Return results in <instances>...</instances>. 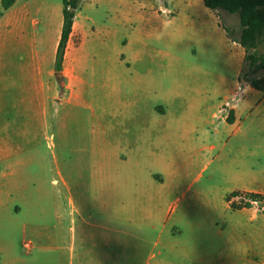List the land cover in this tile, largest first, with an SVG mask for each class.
I'll return each instance as SVG.
<instances>
[{"label": "crops", "instance_id": "crops-1", "mask_svg": "<svg viewBox=\"0 0 264 264\" xmlns=\"http://www.w3.org/2000/svg\"><path fill=\"white\" fill-rule=\"evenodd\" d=\"M181 3L186 8L197 4ZM47 5L48 0H17L5 11L0 0V165H6L0 174V205L12 197L4 191L12 180L28 183L22 178L26 152L36 151L51 129L63 136L57 121L61 107H77L97 119L93 130L97 143L90 146L84 132L77 144L66 137L61 146L71 154L63 180L72 208L42 209L41 199L36 198L27 204L40 220L22 225V232L35 239L34 252L3 264H40L39 254L45 258L42 264H264V226L255 234L248 223L236 222L234 215L222 218L220 224L217 210L198 207L203 196L193 191L221 159L235 133L244 134L239 120L244 123L250 118L264 92L248 86L232 113L233 124L219 119L239 80L229 89V78H219L203 66L168 65L145 37L131 52L135 74L126 86L116 79L91 84L84 48L90 34L78 13L58 73L64 17L61 21L58 16L46 17ZM200 9L211 36H225L232 59L235 55L242 59L240 77L245 50L226 32L221 12L210 15L212 10L206 6ZM97 87L96 104L90 91ZM8 168L17 175L7 173ZM73 190L80 207L74 204ZM15 210L21 214L26 209ZM46 216L53 223L44 222Z\"/></svg>", "mask_w": 264, "mask_h": 264}, {"label": "rangeland", "instance_id": "rangeland-1", "mask_svg": "<svg viewBox=\"0 0 264 264\" xmlns=\"http://www.w3.org/2000/svg\"><path fill=\"white\" fill-rule=\"evenodd\" d=\"M182 1L185 0H83L78 14L80 23L87 27L90 34L84 46L89 54L85 63L89 83L98 86L105 80L116 79L126 86L135 74L131 68V52L137 50L145 37L148 38L145 41L150 47L161 52L159 55L164 63L171 66L181 64L188 68L192 65L203 66L218 74L219 78H229L232 81L229 89L235 88L242 59L237 55L232 59L231 47L225 42V36L217 39L211 36V31L203 23L205 15L200 9V6L205 8L203 0H192L197 3L193 8H186ZM164 8L169 12L164 13ZM63 9V0H48V5L44 8L46 17L55 19L58 16L60 21L63 18ZM208 12L215 15L213 11ZM221 15L224 26L230 29L232 36L240 38L239 16L227 12H221ZM211 41L213 44H210ZM232 49L236 53L237 48L232 46ZM190 75L186 73V77ZM59 79L62 84L61 77ZM61 89L64 90L63 87ZM125 90L128 95L131 94L129 86ZM249 95L250 91L247 97ZM90 96L97 104L98 87L90 91ZM259 97L261 102L250 118L244 123L239 120L238 127L243 128L244 134L235 133L221 159H217L210 166L193 189L201 192L203 196L198 207L217 210L216 218L220 224L223 222L222 218L234 215L236 222L242 220L248 223L250 229L256 231L255 234L259 233V226H264V207L259 203L247 206L243 196L233 197L232 194L264 195V95ZM66 113L74 116H66ZM249 115L250 113L244 115L243 119L246 120ZM57 121L63 136L51 129L42 138L36 151L26 152V166L22 178L27 179L28 183L12 180L10 188L4 189L5 192H11L12 197L0 205V264L11 257H27V254L34 252V237L22 232L23 224L40 221L35 216L36 210L28 211L30 206L27 204L30 205L32 200L34 203L35 198L41 199V208L50 211L58 207L65 210L72 208L71 193L64 183L67 176L66 164L71 152L62 149L61 145L67 136L77 144L76 141L84 132L88 135L91 146L94 138H97L93 133L97 128V119L91 117L88 111L67 106L60 108ZM208 130L209 137L213 138V128ZM209 142L213 144L211 140ZM53 144L57 147L53 148ZM95 156L97 157V150ZM5 168L6 165H0V174ZM6 170L7 173L17 175L14 169ZM72 196L75 206L80 207L77 190H73ZM18 206L26 210L19 214L15 210ZM43 221L47 224L53 223L51 216L44 217ZM37 256L42 264L45 258L42 254Z\"/></svg>", "mask_w": 264, "mask_h": 264}, {"label": "trees", "instance_id": "trees-1", "mask_svg": "<svg viewBox=\"0 0 264 264\" xmlns=\"http://www.w3.org/2000/svg\"><path fill=\"white\" fill-rule=\"evenodd\" d=\"M205 6L218 12H227L231 15H238L240 20L241 36L235 39L229 28H225L230 38L240 44L246 52L243 69L239 82L245 83L253 89L264 92V0H203ZM17 0H2L5 11L11 9ZM82 0H63V30L60 40L56 70L61 73L63 70L64 58L68 41L73 31V26ZM63 90V89H62ZM228 122L233 124V114ZM233 197H242L246 205L252 202L262 204L264 207V195L247 193H233Z\"/></svg>", "mask_w": 264, "mask_h": 264}, {"label": "built area", "instance_id": "built-area-1", "mask_svg": "<svg viewBox=\"0 0 264 264\" xmlns=\"http://www.w3.org/2000/svg\"><path fill=\"white\" fill-rule=\"evenodd\" d=\"M248 85L245 83H238L235 91L231 95L229 99H227L219 111V119L229 120L232 113L236 110V108L240 105V103L244 100L247 92ZM257 202H252L254 204Z\"/></svg>", "mask_w": 264, "mask_h": 264}]
</instances>
